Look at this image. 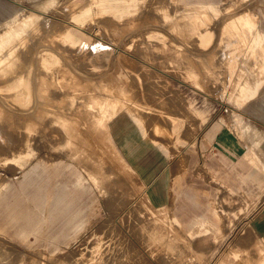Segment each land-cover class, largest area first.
<instances>
[{
    "label": "rangeland",
    "instance_id": "obj_1",
    "mask_svg": "<svg viewBox=\"0 0 264 264\" xmlns=\"http://www.w3.org/2000/svg\"><path fill=\"white\" fill-rule=\"evenodd\" d=\"M44 2L0 0V9L13 11L6 16L8 28L0 23V34L31 12L40 16L24 41L13 44L18 49L15 46L0 67V189L29 166L61 161L75 164L84 172L86 186L94 189L95 201L99 200L98 223L90 225L74 246L62 251L22 248L0 237V264H51L55 258L53 264H80L81 260L82 264H109L119 262L121 256L120 261L128 258L125 262L129 264H262L264 188L259 206L254 208L255 223L252 208L239 211L225 205L226 211L217 213L216 224L197 220L191 234L186 235L167 211H156L148 203L142 187L145 169L134 163L125 143L142 142L145 137L158 141V153L167 154L168 165L182 152L195 148L215 123L248 120L241 114L242 106L254 94L260 98L264 93V55L256 46L260 31L264 32V0H104L103 5L89 0L85 6V0H56L57 8L49 10L41 8ZM181 3L188 8L196 3H214L220 11L214 17L208 11L213 20L203 19L201 25L198 19L183 15ZM246 13L250 24H236L234 16ZM226 24L232 29L225 31ZM63 26L68 27L61 34ZM64 33L72 34L77 44L61 40ZM226 54L234 59L228 63L226 58L221 66L218 59ZM208 75L219 77L221 84L219 79H210L211 85ZM246 91L249 99L244 102ZM110 97L120 118L108 127L107 141L106 129L98 126L106 119V112H101L98 102ZM127 110L141 124L128 114L124 116ZM174 117L178 127L173 133ZM246 127L253 129L246 124L243 133ZM257 127L264 135V126ZM258 153L260 161H253V151L249 159L259 163L263 176L264 146ZM87 173L97 178L96 184ZM163 227L167 228L165 235Z\"/></svg>",
    "mask_w": 264,
    "mask_h": 264
},
{
    "label": "crops",
    "instance_id": "obj_2",
    "mask_svg": "<svg viewBox=\"0 0 264 264\" xmlns=\"http://www.w3.org/2000/svg\"><path fill=\"white\" fill-rule=\"evenodd\" d=\"M6 22V15L0 10V23L8 28ZM258 99L261 100H251L242 106L241 114L248 120L231 121L228 125L215 123L195 148L182 152L168 165L167 154L158 153V141L145 137L142 142L125 143L134 163L145 169L146 183L142 187L148 203L156 211H167L186 235L197 220L216 224L218 211H226L230 206L239 211L252 208L251 218L255 223L254 208L259 206L264 188L259 163L249 159V152L253 151V161L261 160L257 126H264V98ZM126 114L141 124L130 111ZM119 116L117 112L107 124V141L108 127ZM175 120L171 126L173 133L178 127ZM246 124L255 129L254 133L241 131ZM128 172L135 175L131 170ZM94 197V189L86 186L84 172L75 164L61 161L29 166L9 178L0 189V237L22 248L38 247L50 252L69 249L90 225L98 223L95 216L99 200L95 201ZM225 205L228 207L224 208Z\"/></svg>",
    "mask_w": 264,
    "mask_h": 264
},
{
    "label": "bare ground",
    "instance_id": "obj_3",
    "mask_svg": "<svg viewBox=\"0 0 264 264\" xmlns=\"http://www.w3.org/2000/svg\"><path fill=\"white\" fill-rule=\"evenodd\" d=\"M88 1L89 0H85V4H82L83 6H85L87 3H88ZM147 1H153V0H147ZM171 1V0H170ZM67 2V1H66ZM83 3H84V1H83ZM98 3L100 4V5H103L104 4V0H98ZM170 3V2H169ZM56 0H45V2H44V4L41 6V8L42 9H44V10H49L50 8H53V7H55L56 5ZM147 4H148V2H147ZM182 4V6L181 7H179L180 8V11L183 13V15L185 14V15H188V16H190V18H196V19H198L199 20V22H201V25H203L202 24V21H203V19H204V21L205 20H209V21H211L212 22V18L210 17V15H208L209 13H208V11H210L211 13H213V17L214 16H217V14L219 13V11H220V9H219V7H217V5H215L214 3H200V4H195V5H193L192 7H190V8H188V7H184V5H183V3H181ZM145 5V4H144ZM171 5V4H170ZM169 5V6H170ZM80 6V5H79ZM137 6H138V4H137ZM140 6V5H139ZM147 7H148V5H146ZM152 6V5H151ZM169 6H166V7H169ZM172 6V5H171ZM170 6V7H171ZM81 7V6H80ZM56 8H57V6H56ZM68 8H70V7H68ZM79 8V7H78ZM94 8V7H93ZM137 8V7H136ZM140 9H141V7H139ZM143 8V7H142ZM146 8V7H145ZM149 8H151V7H149ZM148 8V9H149ZM161 8H163V7H161ZM64 9H66V8H64ZM64 9H62V10H64ZM71 9V8H70ZM69 9V10H70ZM152 9V8H151ZM1 10V12L4 14V15H6V16H8V15H10V14H12L13 13V11H11V9L10 8H4V9H0ZM60 10V9H59ZM68 10V9H67ZM145 10V9H144ZM61 11V10H60ZM143 11V10H142ZM149 11V10H148ZM147 11V12H148ZM175 11H177V10H175ZM64 12H66V10H64ZM70 12V11H69ZM72 12V11H71ZM66 13H68V12H66ZM73 13V12H72ZM151 13V12H150ZM180 13V12H179ZM138 14V13H137ZM249 13H246V14H243V15H239V16H234V21H235V23L236 24H241V22L242 21H244L247 25H249L250 24V22H251V18H250V15H248ZM68 16H70L71 15V13H69V14H67ZM97 15V14H96ZM96 15H94V16H96ZM166 15V14H165ZM170 15V14H169ZM180 16V15H179ZM182 16V15H181ZM212 16V15H211ZM105 17V16H104ZM131 17V16H130ZM130 17L128 18L129 20H130ZM98 18V17H97ZM106 18V17H105ZM105 18H103V19H105ZM109 18V17H108ZM131 18H134V16L133 17H131ZM183 18V17H182ZM96 19V18H95ZM100 19V18H99ZM107 19V18H106ZM111 19V18H110ZM40 20V16L39 15H37V14H34V13H30L26 18H23L21 21H19V22H17L15 25H13V26H11L7 31H5V32H3V33H1L0 34V67H2V64L4 63V62H6L9 58H10V55L12 54V52H14V47L15 46H17V49H18V45H14L13 46V44L14 43H16L17 41H24L23 39L25 38V36H26V34L30 31V29L33 27V26H35L37 23H38V21ZM66 20V19H65ZM69 20H70V18H69ZM125 20H126V18H125ZM129 20H127V21H129ZM152 20V19H151ZM156 20V19H155ZM197 20V21H198ZM202 20V21H201ZM253 20V19H252ZM94 21V20H93ZM132 23L134 22V21H132V19L130 20ZM157 21V20H156ZM113 22H114V20H113ZM123 22V21H122ZM140 22V21H139ZM162 22V21H161ZM117 23V22H116ZM125 23H126V21H125ZM129 23V22H128ZM204 23V22H203ZM208 23V22H207ZM210 23V22H209ZM99 24V23H98ZM156 24V23H155ZM159 24V23H158ZM197 24H198V22H197ZM206 23H204V25H205ZM231 24H233V23H231ZM74 25V24H73ZM167 25H169V24H167ZM207 25H209V24H207ZM60 26V25H59ZM69 26V25H68ZM68 26H63L62 27V29H64L63 31H61L60 33L62 34L63 32H65V30H66V28L68 27ZM190 26V25H189ZM234 26V25H233ZM85 27V26H84ZM198 27V26H197ZM203 27H205V26H202V28ZM239 27V26H238ZM58 28H60V27H58ZM61 29V30H62ZM198 29V28H197ZM206 29V28H205ZM209 29V28H208ZM207 29V30H208ZM225 31L227 30H231L232 28L228 25V24H226L225 26H224V28H223ZM236 29V28H235ZM202 30V29H201ZM204 31V30H203ZM247 32V31H246ZM248 33V32H247ZM252 33V32H251ZM238 34V33H237ZM240 34V33H239ZM214 35V34H213ZM241 35V34H240ZM228 36V35H227ZM224 38V37H223ZM222 38V39H223ZM228 38V37H227ZM247 38V37H246ZM60 39L61 40H63L65 43H67V44H70V45H72V46H74V45H76L77 44V42H76V39H75V37L72 35V34H68V33H64L63 34V36H60ZM221 39V38H220ZM221 39V40H222ZM247 39H249V38H247ZM197 40H199L198 38H197ZM231 40V39H230ZM244 40V39H243ZM224 41V40H223ZM232 41V40H231ZM234 41V43L236 42V40H233ZM232 41V42H233ZM196 42H198V41H196ZM240 42V41H239ZM244 42V41H243ZM247 42V41H246ZM227 43V42H226ZM257 47L258 48H260V51L263 53V55H264V32L262 33L261 31H260V33H259V37H258V39H257ZM243 44V43H242ZM241 44V45H242ZM11 45L13 46L12 48H10V49H8V51L6 52L5 50L8 48V47H11ZM20 45V44H19ZM232 45V44H231ZM246 45V44H245ZM243 46H244V44H243ZM249 46H250V44H249ZM239 47H241V46H239ZM238 47V48H239ZM246 47V46H245ZM247 48H249V47H247ZM253 50H254V48H253ZM243 51H244V49H243ZM248 51V50H247ZM6 52V53H5ZM18 52V51H17ZM251 52V51H250ZM254 52V51H253ZM238 54H239V52H237ZM252 53V52H251ZM250 53V54H251ZM74 54V53H73ZM255 54V53H254ZM78 55V54H77ZM59 56V55H58ZM214 56H215V54H214ZM241 56V55H240ZM212 57V56H211ZM228 57V55L226 54L224 57H222L221 59H218L220 62H221V66H222V62L223 63H225L224 62V60L226 59ZM248 57H249V55H248ZM258 57V56H257ZM229 58H227V60H228ZM234 59V58H233ZM233 59H231V57H230V59L227 61L228 63L230 62H232L233 61ZM236 59V58H235ZM100 60V59H99ZM208 60V59H207ZM214 60V59H213ZM255 60V59H254ZM238 60L236 59V62H237ZM247 61H248V59H247ZM252 62H253V57H252V60H251ZM205 62V61H204ZM214 62V61H213ZM256 62V61H255ZM210 63H212V62H210ZM250 63V62H249ZM254 63V62H253ZM204 64V63H203ZM233 64L235 65V63L233 62ZM252 64V63H251ZM260 64H261V62H260ZM198 65V64H197ZM207 65H208V63H207ZM214 65V64H213ZM218 65H220V63L218 64ZM227 65V64H226ZM253 65V64H252ZM214 66H216L217 67V65L215 64ZM257 66H258V64H257ZM263 67V70H264V65H262ZM92 67V66H91ZM236 67H237V65H236ZM3 68V67H2ZM230 68V67H229ZM213 69V68H212ZM217 69V68H216ZM226 68H224V70H225ZM228 69V68H227ZM225 70V71H228L229 72V69L228 70ZM12 70V69H11ZM10 70V71H11ZM14 70V69H13ZM9 71V70H8ZM187 73H188V77H190L191 76V71H186ZM197 72V71H196ZM195 72V73H196ZM202 72V71H201ZM201 72H199V73H201ZM219 72L221 73V70H219ZM222 72H224V71H222ZM211 73V72H210ZM239 73V72H238ZM237 73V74H238ZM261 73V72H260ZM9 74V73H8ZM197 74V73H196ZM216 74V73H215ZM198 76H199V74H197ZM217 75V74H216ZM6 76V75H5ZM197 76V77H198ZM209 76V75H208ZM229 76V75H228ZM205 77H206V75H205ZM235 77V76H234ZM201 78H199V79H197V80H199V82H201V80H200ZM208 82H210L211 80L210 79H219V82H220V78L219 77H214V76H209L208 77ZM235 80L237 79V77H235L234 78ZM228 80V79H227ZM20 81V80H19ZM18 81V82H19ZM22 81V80H21ZM208 82L206 83V84H208ZM222 82V81H221ZM221 82H220V84H221ZM224 82V81H223ZM6 83V82H5ZM211 83H213V81L212 82H210V84ZM217 84H218V82H216ZM226 83H227V81H226ZM225 83V84H226ZM18 84V83H17ZM20 84H22V82L20 83ZM224 84V85H225ZM235 84V83H234ZM212 85V84H211ZM214 85H215V83H214ZM234 86V85H233ZM263 86H264V84H263ZM262 86V87H263ZM214 87H216V85L214 86ZM218 87V86H217ZM13 88V87H12ZM211 88H213L212 86H211ZM205 89H206V87H205ZM217 89H219V88H217ZM222 89V88H221ZM231 89H232V87H231ZM233 89H234V87H233ZM17 90V89H16ZM220 90V89H219ZM215 91H216V89H215ZM218 91V90H217ZM231 91H233V90H231ZM238 91V90H237ZM261 91V90H260ZM108 92V91H107ZM238 94V93H237ZM248 92L246 91V92H244L243 93V98H242V100L245 102H247L248 101ZM261 94V93H260ZM264 95V93L262 94V96ZM107 96V95H106ZM256 96H257V94L255 95L254 94V97L252 98V100H261V99H258V98H256ZM109 100H102V102L101 103H99L98 102V104H99V107H100V110H101V112L102 113H104V112H106V113H104V116H106V119L105 120H103V123H98V126H101V127H103L104 129H106L105 131H107V124L109 123V121L112 119V117L116 114L115 113V108H116V102L115 103H111L112 101L110 100L111 99V97L110 98H108ZM96 100H97V98H96ZM100 100V99H99ZM98 100V101H99ZM113 100V99H112ZM97 103V102H96ZM125 103V102H124ZM124 105V104H123ZM91 106V105H90ZM254 108V107H253ZM252 108V109H253ZM107 109V110H106ZM90 110H91V107H90ZM95 110L97 111V108H95ZM104 111V112H103ZM238 113V112H237ZM96 114L94 113V115L93 116H95ZM96 117H97V115H96ZM95 118V117H94ZM232 118V117H231ZM102 119V118H101ZM248 119V118H247ZM93 120V122H95L96 123V120L94 121V119H92ZM100 122V121H99ZM233 122V121H232ZM110 123H111V121H110ZM68 124H69V122H68ZM71 125V124H70ZM69 126V125H68ZM67 126V127H68ZM97 126V127H98ZM64 127H66L65 125H64ZM70 128V127H69ZM67 129V128H66ZM76 129V128H75ZM102 129V128H101ZM158 129V128H157ZM254 130L255 129H250V127H246V129L244 130V134H246V132H250V133H254ZM68 131V130H67ZM256 131H257V129H256ZM69 132H71V131H69ZM68 132V133H69ZM105 134V133H104ZM107 134V133H106ZM237 136V135H236ZM258 136H256V138H257ZM258 139V138H257ZM252 140V139H251ZM257 141V140H256ZM258 143L256 142V145H257ZM254 145V144H253ZM260 146L262 147V146H264V135H262V133H260ZM258 148V147H257ZM256 150V149H255ZM29 151V150H28ZM257 151V150H256ZM251 152V151H250ZM252 156V155H251ZM12 156H9V157H5V159L6 160H9L10 158H11ZM18 157V156H17ZM77 157V156H76ZM4 160V159H3ZM256 161V160H255ZM261 163V162H260ZM263 163V162H262ZM61 165V164H60ZM62 166H64V165H62ZM262 166L264 167V163L262 164ZM67 168V167H66ZM88 174V176L90 177V179H92V181H93V183L94 184H96L97 183V178H95V177H93L92 175H90L89 173H87ZM97 175V174H96ZM101 183V182H100ZM99 185V184H98ZM100 189V188H99ZM68 191V190H67ZM99 191V190H98ZM65 198V197H64ZM90 203H92V201L90 202ZM252 206V205H251ZM51 207V206H50ZM58 208V207H57ZM59 209V208H58ZM83 210V209H82ZM250 210V209H249ZM87 211V210H86ZM83 212H85V211H83ZM88 212V211H87ZM87 212H85V213H87ZM83 214V213H82ZM222 215V214H221ZM246 215V214H245ZM82 216V215H81ZM87 218V217H86ZM223 221V220H222ZM222 223V222H221ZM151 224V223H150ZM150 224H149V226H150ZM154 224V223H153ZM158 224V223H157ZM159 226H160V224H159ZM161 226H162V224H161ZM154 227H156V226H154ZM151 228H153V226H151ZM150 228V229H151ZM156 228H158V226L156 227ZM164 228V230H163V234L164 233H166V229H165V227H163ZM0 229H2V228H0ZM4 229V228H3ZM150 229H149V231H150ZM158 229H160V228H158ZM179 229V228H178ZM224 229V228H223ZM161 230H162V228H161ZM175 229L173 228V231H174ZM191 230H192V227H191ZM220 230V229H219ZM227 230H228V228H227ZM77 231V230H76ZM154 231V230H153ZM156 231H157V229H156ZM155 231V232H156ZM165 231V232H164ZM197 231V230H196ZM168 232V231H167ZM6 233V232H5ZM72 233V232H71ZM156 233H158V232H156ZM155 233V235H157ZM223 233V232H222ZM9 234V233H8ZM175 234H176V231H175ZM179 234V233H178ZM181 234H182V232H181ZM190 234H191V232H190ZM225 234V233H224ZM153 235V234H152ZM158 235H160V233H158ZM158 235L157 236H155V238L157 237L158 239H159V237H158ZM165 235V234H164ZM163 235V236H164ZM180 235V234H179ZM183 235V234H182ZM70 236V235H69ZM154 236V235H153ZM221 236V235H220ZM166 237V236H165ZM173 235H172V239H173ZM211 237V236H210ZM67 238H69V237H67ZM181 238H182V236H181ZM219 238V237H218ZM150 239H153L152 237H150ZM165 239V238H164ZM175 239V238H174ZM179 239H180V237H179ZM185 239V238H184ZM211 239V238H210ZM154 240V239H153ZM161 240V242H162V239H160ZM167 241H168V243L170 244V242L172 241V240H170L169 241V238L168 239H166ZM188 240V239H187ZM202 240V239H201ZM220 240V239H219ZM177 240H175V242H176ZM185 241V240H184ZM198 241V240H197ZM204 241V240H203ZM202 241V242H203ZM158 242H159V240H158ZM163 242H165V241H163ZM175 242H173V244L175 243ZM177 242H180V241H177ZM176 242V243H177ZM69 243V242H68ZM187 243V242H186ZM198 243V242H197ZM204 243V242H203ZM255 243H256V241H255ZM32 244V243H31ZM190 244V243H189ZM202 244V243H201ZM49 245V244H48ZM71 245V244H70ZM166 245H168V244H166ZM203 245V244H202ZM214 245V244H213ZM218 245H219V243H218ZM206 246V245H205ZM240 246V245H239ZM169 247H171V246H169ZM192 247V246H191ZM199 247V246H198ZM209 247H211V246H209ZM239 248V247H238ZM170 249V248H169ZM188 249H189V247H188ZM257 249H258V246H257ZM261 249V248H260ZM37 250V249H36ZM179 250H181V248H179ZM210 250H211V248H210ZM233 250V249H232ZM256 250V249H255ZM171 251H172V249H171ZM183 251H184V249H183ZM191 251V250H190ZM207 251V250H206ZM229 251V250H228ZM244 251V250H243ZM250 251V250H249ZM174 252V251H173ZM182 252V251H181ZM189 252V251H188ZM192 252V251H191ZM260 252V251H259ZM261 252H263L262 250H261ZM172 253V252H171ZM176 253V252H175ZM184 253V252H183ZM182 253V254H183ZM193 253V252H192ZM204 253V252H203ZM102 254V253H101ZM260 254V253H259ZM262 254V256H260L261 258H260V263L261 262H263L262 264H264V252L263 253H261ZM260 254V255H261ZM62 255V254H61ZM118 255V254H117ZM116 254H115V256H116V260L118 259ZM125 255V254H124ZM184 255V254H183ZM186 255H188V254H186ZM193 255H195V254H193ZM198 255H199V252H198ZM228 255V254H227ZM66 256H67V254H66ZM66 256L64 257V259L66 258ZM69 256V255H68ZM67 256V257H68ZM126 256V255H125ZM175 256V255H174ZM60 257V256H59ZM72 257V256H71ZM70 257V258H71ZM104 257V256H103ZM107 257H109V255L108 256H106V261L105 262H107L108 261V258ZM176 257V256H175ZM180 257H181V255H180ZM187 257V256H186ZM256 257V256H255ZM105 258V257H104ZM110 258H111V255H110ZM121 258H122V256H121ZM121 258H119V262H117L118 264H129V263H126L125 261H127L128 260V258H127V260H125L124 262H121V261H123V260H121ZM205 258V257H204ZM253 258V257H252ZM51 259V258H50ZM56 259V258H55ZM55 259L54 260H52V263L51 264H53L54 262L53 261H55ZM74 259V258H73ZM123 259V258H122ZM244 259V258H243ZM62 260V259H61ZM67 260H70L69 258H67ZM67 260H65V261H67ZM102 260H104V259H102ZM111 260V259H110ZM112 260H115V257H114V259H113V255H112ZM121 260V261H120ZM199 260H201V258H199ZM59 261H60V259H59ZM79 261V260H78ZM82 261L84 262V260H81V262H80V264H82ZM88 261V260H87ZM258 261V260H257ZM109 262V261H108ZM107 262V263H108ZM215 262V261H214ZM23 263H26L25 261H23ZM35 263H36V260H35ZM50 263V262H49ZM56 263V262H55ZM61 263H63V262H61ZM77 263V262H76ZM75 263V264H76ZM104 263V262H103ZM117 264L116 263V261L115 262H112L111 261V263L109 262V264ZM178 263V262H177ZM192 263V262H191ZM41 264H43V263H41ZM72 264H73V261H72ZM105 264V263H104ZM185 264V263H184ZM256 264V263H255ZM259 264V263H258Z\"/></svg>",
    "mask_w": 264,
    "mask_h": 264
}]
</instances>
